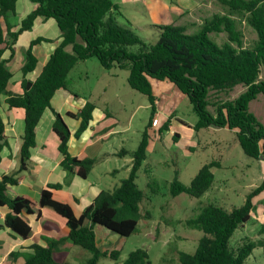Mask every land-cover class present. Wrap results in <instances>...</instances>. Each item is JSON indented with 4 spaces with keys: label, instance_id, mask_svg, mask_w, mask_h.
Segmentation results:
<instances>
[{
    "label": "trees",
    "instance_id": "1",
    "mask_svg": "<svg viewBox=\"0 0 264 264\" xmlns=\"http://www.w3.org/2000/svg\"><path fill=\"white\" fill-rule=\"evenodd\" d=\"M17 1L0 0V99L2 95H8L10 109L24 111L25 129L20 170L0 179V207L10 209L5 225L23 239L32 235V228L23 215L37 214L40 217L41 209L47 208L66 220L70 229L66 240L92 255L86 264H99L103 257L117 261L120 251L101 252L98 248L94 226H103L121 237L129 238L136 233L139 220L143 217L141 204L145 195L137 179L147 160L148 129L144 131L138 149L132 153L133 166L129 176L114 190L102 191L80 217L74 215L69 205L53 198V190L61 189V185L44 189L39 207L26 198H13L8 194L10 186L19 184L18 174L28 169L31 149L37 145V127L44 112L51 108V101L59 90H68L69 74L79 61L96 58L107 71L128 69V84L131 89L148 97L151 116L156 112L151 79L173 83L193 105L198 117L194 126L196 131L209 128L234 131L245 156L264 161V126L250 111L251 102L259 95H264V79H259L264 68V0H217L227 9V14L213 15L194 34H188L183 26L154 25L159 33L154 44H148L138 34V30L124 19L115 0H29L36 5V9L22 21L17 31H13L10 19L16 14ZM237 15L244 16L248 25L256 31L258 42L255 47L243 46L234 18ZM40 17L57 22L62 43L38 79L30 81L26 76L38 64L33 48L45 39L33 41L25 52L22 68L24 79L21 82L23 92L9 93L8 86L12 78L10 63L15 55L17 40L24 32L30 31ZM120 17L126 21V25L120 24ZM213 33H226L228 41L219 45L211 38ZM70 46L72 52L67 51ZM7 50L11 51L8 60L3 58ZM240 85L245 86L246 90L237 99L218 105L215 113L209 110L211 91H231ZM94 110L95 105L88 102L80 113L68 114L81 121L77 137L89 127ZM55 116L53 131L60 141L62 168L70 177L87 179L98 159L71 156L68 145L71 132L64 118L56 112ZM170 124L171 119H168L160 131H168ZM178 138V135L174 136L175 140ZM8 146L5 124L0 115V164L1 153ZM123 154H127V151H123ZM215 168H222L220 162L212 161L204 165L188 186L182 184L176 175L170 184V194L173 197L188 194L193 198H202L215 183ZM263 191L264 182L247 195L241 207L229 210L209 203L197 216L187 220L186 226L202 231L204 237L194 254H180L179 264H246L253 251L264 246V241L248 242L234 250L231 240L239 228L251 221L255 208L253 199ZM66 240L51 241L48 247L35 245L34 254L27 258L25 264H67L55 255L59 245ZM122 264L152 263L145 249H136L128 254Z\"/></svg>",
    "mask_w": 264,
    "mask_h": 264
},
{
    "label": "crops",
    "instance_id": "2",
    "mask_svg": "<svg viewBox=\"0 0 264 264\" xmlns=\"http://www.w3.org/2000/svg\"><path fill=\"white\" fill-rule=\"evenodd\" d=\"M121 1L122 4L118 3L121 11L124 8L123 5L127 3L137 6L139 13L149 14L154 18V25L183 26L187 29L188 34L195 33H191L190 28L196 26V24H185L187 22V19H185L186 15H196L195 13H198V19L201 20L202 18L204 22L210 17L207 16L211 12V10H208L209 5L205 7L208 0H169V2L167 0ZM209 1L213 2V0ZM35 9L36 5L31 1L18 0L16 14L11 16L10 19L13 31H17L22 21ZM39 38H44L45 41L33 48L38 64L35 70L26 76V79L30 81L38 79L56 48L62 43L61 31L54 19L38 18L33 28L24 32L18 38L15 45V55L10 63L12 78L8 86L9 93L22 94L21 82L24 79L22 68L25 64V52L31 43ZM67 51L72 52V47H68ZM10 57L11 51L7 50L3 58L8 60ZM88 64L98 68L92 58L79 61L69 74L68 90H59L51 101V108L44 112L37 127V145L31 149L28 169L18 174L20 179L18 185L8 188L9 196L26 198L32 201L36 207H39L42 191L52 185H61V189L53 190V198L69 205L74 215L80 217L102 191L114 190L120 185L122 180L129 176L133 166L132 153L138 149L143 133L147 129L146 127L143 133L136 130L137 135H131L134 131L135 116L142 105L134 107L130 116L126 115L129 114L126 110L127 98L118 89V72L120 69L107 71L101 67L103 71H99V75L103 79L104 85L99 90L97 97H95L94 91L98 80L95 84L86 85V87L81 84L82 82H89ZM79 81L80 83H78ZM8 97V95L4 94L0 99V115L5 124V135L9 142V146L5 147L1 153L0 179L5 175L18 173L20 170V151L25 129L24 111L22 109H10L7 104ZM88 102L95 105L93 118L89 127L80 137H77L76 132L80 127L81 121L70 117L68 114L80 113ZM147 109H151V105ZM155 110L154 118L159 120V124L148 129L157 132L158 138L156 140H159L160 144L156 146H161L162 149L160 150L155 146L154 150L151 151L152 153L161 152L166 157L165 153L169 150L166 146H169V136L166 137L160 130L167 119H171V124L166 132L172 136V139H174L175 135H178L179 138L175 144L179 145L181 141L188 137L192 140V134L184 136L183 133H186V130H189V132L191 129L193 130L198 118L194 126H191L193 124L181 119L177 115V111L174 110L172 118L168 115L170 118L167 117L166 121L162 123L160 117L166 114L160 109V101L158 99H156ZM55 112L64 118L71 132L68 144L71 156L79 159H98L87 179L79 176L70 177L61 166L63 155L59 152L60 141L53 131L56 120ZM220 130L223 131L224 129ZM167 140L168 142H166ZM161 142L166 143L162 144ZM195 145L197 143L188 141V143L183 145V148L191 153L190 151L196 147ZM123 151H127V154H123ZM149 155L148 146L147 158ZM141 173L142 170L139 177ZM10 212V209L6 206L0 207V264H25L27 258L34 254L33 247L35 245L48 247L51 241L66 240L70 233V229L63 217L50 209L42 208L40 217L37 214L23 215V218L32 228L31 237L23 239L5 225L6 217ZM94 231L97 246L101 252L111 253L118 251L119 246L117 245L124 243L123 239H120L122 238L120 235L116 233V235H113L114 232L103 226H94ZM55 253L60 258V261L67 264H86L92 257V255L85 253L81 247L72 245L68 240L60 244ZM12 254H15V257H12ZM106 258L111 259L109 257ZM125 259L126 257L119 258L117 261L114 260V264H122Z\"/></svg>",
    "mask_w": 264,
    "mask_h": 264
},
{
    "label": "rangeland",
    "instance_id": "3",
    "mask_svg": "<svg viewBox=\"0 0 264 264\" xmlns=\"http://www.w3.org/2000/svg\"><path fill=\"white\" fill-rule=\"evenodd\" d=\"M167 1L169 2V0ZM115 2L122 4L121 0H115ZM207 5H209L208 10H211V12L207 16L210 17L206 20L215 14L223 15L228 12L217 0H213V2L208 0L205 7ZM123 6L124 19L130 23L132 28L138 30V34L148 44L156 43L159 33L158 29L154 27V18L149 14L139 13L137 6H132L128 3ZM195 14L185 16V19H187L185 24H196V26L190 28L191 33L198 32L206 21L203 22L202 18L199 20V14ZM234 18L243 46L245 48L255 47L258 42L256 31L248 25L244 16L237 15ZM124 19L119 18L120 24L126 25ZM211 38L219 45H223L228 41L226 33H213ZM92 59L98 68L88 64L89 82H82L81 84L86 87V85L95 84L98 80L94 91L95 97H97L99 90L104 85L103 79L99 75V71L103 70L99 61L96 58ZM118 73V89L127 98L126 110L129 114L126 115L130 116L134 107L142 105L141 109L137 111L133 123L134 131L131 135L134 136L137 135L136 130L143 133L146 127L147 129L150 128L149 125L155 118L151 116V109H147L150 106L148 97L131 89L129 86L127 81L129 70H119ZM259 79H264V68L261 69ZM151 84L154 96L160 101V109L166 114L160 117L162 123L166 121L168 115L171 117L175 110L181 119L194 126L198 117L187 96L169 81L151 79ZM245 90L246 87L240 85L231 91H211L209 95V110L215 113L218 105L234 101ZM250 111L256 115L264 126V95H259L256 100L251 102ZM148 132L150 155L142 168L141 176L137 179V184L145 195V199L141 204L143 217L140 218L134 235L129 238H120L123 239L124 243L117 245L119 246L117 250L120 251V258H127L128 254L136 249H145L152 264H179L180 254H194L200 240L204 237L202 231L187 227L186 221L197 216L200 210L209 203H216L229 210L234 207H241L245 203L247 195L264 182V161L253 160L245 156L237 141L236 133L228 129L222 131L209 128L196 131L193 128L190 132L186 130L183 135L192 134V140L188 137L181 141L179 145L175 144L177 140L172 139L170 134L164 132L166 137L169 136V146L166 145L169 150L165 153L166 157L161 152L152 153L151 150H154L155 146L160 143L159 140H156L158 138L157 132L150 129H148ZM188 141L197 143L196 147L190 151L193 154L183 148V145L188 143ZM166 142L161 143L165 144ZM158 148L162 149L161 146ZM212 161L220 162L222 168L213 169L215 183L205 196L193 198L188 194H181L173 197L170 194V184L176 175L182 184L188 186L201 166ZM253 203L255 208L252 212L251 221L239 228L231 240V247L234 250H238L248 242L259 243L264 241V191L253 199ZM146 214L148 215L147 217H145ZM113 235L116 234L113 233ZM83 251L91 255L88 251ZM114 263V260L106 257L99 260V264ZM246 264H264V246L256 248L247 259Z\"/></svg>",
    "mask_w": 264,
    "mask_h": 264
},
{
    "label": "built area",
    "instance_id": "4",
    "mask_svg": "<svg viewBox=\"0 0 264 264\" xmlns=\"http://www.w3.org/2000/svg\"><path fill=\"white\" fill-rule=\"evenodd\" d=\"M158 124H159V120L158 119H154L153 126H157Z\"/></svg>",
    "mask_w": 264,
    "mask_h": 264
}]
</instances>
